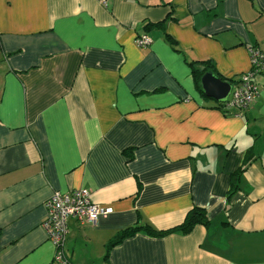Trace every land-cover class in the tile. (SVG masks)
Here are the masks:
<instances>
[{
    "label": "crops",
    "instance_id": "crops-1",
    "mask_svg": "<svg viewBox=\"0 0 264 264\" xmlns=\"http://www.w3.org/2000/svg\"><path fill=\"white\" fill-rule=\"evenodd\" d=\"M253 46L264 0H0V264H54L43 203L77 188L113 211L68 220L69 264H103L120 230L194 206L206 226L137 232L109 264H264V72L240 113L191 73L209 60L238 80Z\"/></svg>",
    "mask_w": 264,
    "mask_h": 264
},
{
    "label": "built area",
    "instance_id": "built-area-1",
    "mask_svg": "<svg viewBox=\"0 0 264 264\" xmlns=\"http://www.w3.org/2000/svg\"><path fill=\"white\" fill-rule=\"evenodd\" d=\"M138 46H147L150 39L139 36L135 39ZM250 69L242 73L232 85L229 96L223 104L226 110L245 109L259 93L256 76L264 72V48L250 47ZM46 215L41 223L48 241L54 249L53 263L69 264L64 254V242L68 234V220L76 219L80 224L94 225L100 217L109 215L113 209L90 199V191L85 188L66 192L54 190L43 203Z\"/></svg>",
    "mask_w": 264,
    "mask_h": 264
},
{
    "label": "trees",
    "instance_id": "trees-1",
    "mask_svg": "<svg viewBox=\"0 0 264 264\" xmlns=\"http://www.w3.org/2000/svg\"><path fill=\"white\" fill-rule=\"evenodd\" d=\"M205 72H210L218 77H220L214 69V65L211 61L209 60H204V61H194L191 62V73L194 78L196 88L197 90L203 94V91L201 89L200 85V78ZM221 78V77H220ZM235 81L230 79L229 82L234 84ZM204 95V94H203ZM205 96V95H204ZM216 106L220 108L224 113H228V111L224 108L223 103H218L215 102ZM239 113L241 111H238ZM242 171V168L239 169L238 173ZM236 185H233V187L230 190L233 191L235 189ZM209 222L208 216L206 214V211L201 208V207H192L189 209L183 219V221L171 228L165 229V230H159L156 228L151 227L149 224L145 223L142 224L140 222H136L133 225H130L128 227H125L124 229L120 230L118 233H116L109 241L106 243L105 246V252L103 254V264H109V251L112 246L115 244L119 243L122 241L124 238L130 237L134 235L137 232H143L151 236H164L167 235L168 233H173V232H180L183 234L189 233L196 225H204L206 226ZM65 244V242H64Z\"/></svg>",
    "mask_w": 264,
    "mask_h": 264
},
{
    "label": "water",
    "instance_id": "water-1",
    "mask_svg": "<svg viewBox=\"0 0 264 264\" xmlns=\"http://www.w3.org/2000/svg\"><path fill=\"white\" fill-rule=\"evenodd\" d=\"M200 85L207 97L213 98L218 103L226 102L232 85L230 82L210 73L205 72L200 78Z\"/></svg>",
    "mask_w": 264,
    "mask_h": 264
}]
</instances>
